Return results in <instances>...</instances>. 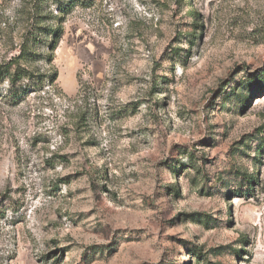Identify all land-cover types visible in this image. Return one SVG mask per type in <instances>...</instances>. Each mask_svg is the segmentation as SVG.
<instances>
[{"label":"rangeland","instance_id":"rangeland-1","mask_svg":"<svg viewBox=\"0 0 264 264\" xmlns=\"http://www.w3.org/2000/svg\"><path fill=\"white\" fill-rule=\"evenodd\" d=\"M35 1L0 0V264H264V0Z\"/></svg>","mask_w":264,"mask_h":264},{"label":"trees","instance_id":"trees-1","mask_svg":"<svg viewBox=\"0 0 264 264\" xmlns=\"http://www.w3.org/2000/svg\"><path fill=\"white\" fill-rule=\"evenodd\" d=\"M44 1H47V0H36L35 2H36V10L38 9L39 11H41V4H42V2H44ZM67 7H69V8H71V6H67ZM60 11H62L63 13H65V11H64V8H58ZM40 30V35L41 34H46L47 32H46V28H40L39 29ZM52 35H53V37H52V42L50 43V45L48 46V48H49V50L51 51V52H54V50L57 48V45H58V42H59V39H60V36H61V34H62V31L60 30L59 32H52L51 33ZM47 35V34H46ZM36 41H39L38 39L36 40Z\"/></svg>","mask_w":264,"mask_h":264}]
</instances>
